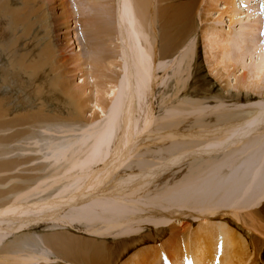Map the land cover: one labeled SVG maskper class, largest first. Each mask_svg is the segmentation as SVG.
I'll list each match as a JSON object with an SVG mask.
<instances>
[{
	"label": "rangeland",
	"instance_id": "rangeland-1",
	"mask_svg": "<svg viewBox=\"0 0 264 264\" xmlns=\"http://www.w3.org/2000/svg\"><path fill=\"white\" fill-rule=\"evenodd\" d=\"M59 1L47 18L54 44L47 45L51 28L42 11L36 22L23 9L20 25L12 20L0 29L6 42L18 31V46L24 29L42 37L32 56L39 65L26 68L36 77L11 71L1 55L0 84L23 92L38 112L12 116L0 96V264L45 256L50 261H30L82 264L84 251L105 264H195L205 243L222 262L233 240L242 256L233 253V264H264V0H166L183 3L178 23L190 30L156 60L153 89L140 59L131 61L135 86L129 83L132 67L121 55L118 30L94 39V24L79 22L105 4ZM133 25L129 38L137 48L129 52L137 58L143 37ZM90 47L99 50L103 69L91 67ZM61 56L66 64L58 69L53 61ZM73 89L84 92L80 117L72 115Z\"/></svg>",
	"mask_w": 264,
	"mask_h": 264
},
{
	"label": "bare ground",
	"instance_id": "bare-ground-1",
	"mask_svg": "<svg viewBox=\"0 0 264 264\" xmlns=\"http://www.w3.org/2000/svg\"><path fill=\"white\" fill-rule=\"evenodd\" d=\"M69 1V0H68ZM84 1V0H83ZM89 1H93V2H96V0H89ZM56 2L57 0H0V29H2L3 24H5L6 22H9V21H12L15 23L16 22V26L17 24H19L18 22H20V16H22L23 12L22 10L23 9H27L29 10V13H26V14H29V17L30 15H34V20L37 22V21H40L42 19L39 20V12L42 13L43 15V19L48 21V17L51 16V11L55 8V5H56ZM60 4H62V6H66L68 4V2H66V0H60L59 1ZM65 2V3H64ZM164 2H166V0H157V2L155 0H107V2H105V0H100V5L101 4H105L104 8H102V5L100 6L102 10H97V12H94V14H92V10H89L91 11L90 12V15H82L84 18H80L79 19V22L81 23L82 20H84V23L86 21V23L88 22V24H94V27H95V31H93V38L95 39V36H99L100 34L102 35H111L114 33V29H116L115 31L118 30V33L120 34V37H121V41L122 42V45H124L122 47V53L121 55H123L124 57L127 58V61H128V64L129 65V69L131 70V67L132 65H134L135 61L134 62H131L133 61L134 59H138V61L140 62L141 60V65L143 67V69H146L145 72H147V78H148V75H149V78L152 79L151 81V88L150 89H153L152 86L153 84L155 83V79H156V65L155 63L157 62L156 60L157 59H161L163 57H167L170 55V53L174 52V50H176V48H178V46L180 45L181 41H178L180 39H182L183 37L186 36V34L188 33V31L190 30L189 27L186 28V23L183 21L182 23H178V21L180 20V6L179 5H182L183 6V3H180L179 5H163ZM187 2V1H185ZM23 3V4H22ZM67 3V4H66ZM160 3V5H156ZM174 3V2H173ZM192 3V2H191ZM228 3V2H227ZM187 5V4H186ZM57 6V5H56ZM80 6V5H79ZM118 9H117V8ZM186 8H184V11H187L186 12V15L185 16H190V13L192 11V6L191 4L185 6ZM86 8V7H85ZM100 9V8H99ZM183 9V8H182ZM80 10V9H78ZM87 10V9H86ZM85 10V13L86 12ZM65 11V10H64ZM84 11V10H83ZM82 11V13H83ZM114 11V13H113ZM117 11V12H116ZM183 11V12H184ZM74 12V11H73ZM122 12H126L128 17L131 18L130 22H131V25L130 23L127 24V22L125 23V19L124 16H123V13ZM25 13V12H24ZM66 13H68L66 11ZM97 13V15H96ZM115 13H116V18L117 20L115 21ZM65 13H62V15L64 16ZM25 16V14H24ZM123 16V18H121ZM65 17H68V15L66 14ZM127 17V19H129ZM31 18L30 17V21H31ZM63 19V17H62ZM183 19V18H182ZM33 20V23L35 25L36 22H34ZM191 20V19H190ZM28 21V22H30ZM65 21V20H64ZM133 21V22H132ZM182 21V20H181ZM42 22V21H41ZM94 22V23H92ZM116 22V27L118 28H114V25L113 23ZM136 22V26H135V29L138 31V33H140V35L143 37L142 38V41H137V44L139 45L140 47V52L138 54L139 57H135L133 56L132 51H135L134 49L137 48V47H134L135 45H133L135 42H134V39L129 38L130 36V33L128 32V30L130 31L129 28H133L134 25L133 23ZM11 23V22H9ZM27 23V22H26ZM48 23H50V28L47 33H46V37L49 39V42L47 43V45H49L50 43L51 44H54V30H53V24L51 22L48 21ZM66 23V22H65ZM117 23H118V26H117ZM173 23V24H172ZM25 24V23H24ZM20 25V24H19ZM23 25V23H22ZM31 25V24H30ZM33 25V24H32ZM33 25V26H34ZM82 25V23H81ZM8 26V25H7ZM6 26V27H7ZM11 26V25H10ZM13 26V25H12ZM40 26H43V22L41 23ZM35 27V26H34ZM171 27H172V30H171ZM8 28V27H7ZM13 28V27H11ZM23 28V27H22ZM33 28V27H32ZM127 28V29H126ZM168 28V29H167ZM5 29V28H4ZM17 29V28H15ZM8 30V29H7ZM18 30V29H17ZM23 30V29H22ZM45 30V29H44ZM43 31V29H42ZM129 33H127V32ZM18 32V31H17ZM16 32V34H14V37L11 38L10 40H8L6 42V40L8 39V37L6 36V34H3L2 31H0V65L2 64V58H1V55L2 54H5L7 55L10 59L9 63L8 64H11L12 66L11 67H8L11 71H15L16 68H21L24 70L26 68H36L39 63L37 60H34V58H32V56L34 55L36 49L40 46L41 44V40H42V37H39L38 35H31V36H28V32H27V29H24L23 30V33H22V36L25 37V40L23 42H21V44H19L18 46V41L20 40V34L18 35ZM131 32V31H130ZM174 35H173V33ZM33 33V29H29V35ZM35 33V32H34ZM40 33V32H38ZM117 33V34H118ZM172 33V35H170ZM134 34H136V32H134ZM137 35V34H136ZM10 36V35H8ZM114 36V35H113ZM132 36V34H131ZM140 36V37H141ZM22 38V37H21ZM92 38V39H93ZM97 39L100 37H96ZM68 39V38H67ZM96 40H94L95 42ZM133 41V42H131ZM174 41V42H173ZM262 41V40H261ZM43 43V42H42ZM96 43V42H95ZM132 43V44H131ZM104 45V44H103ZM45 46V45H44ZM99 45H97L98 47ZM133 46L134 49L131 47ZM97 47H93L91 48V52H92V60L93 61V66H92V63H91V67L92 68H95V67H99L100 69L102 68V65L104 66V63L102 64L101 61L99 62V55H98V52L99 50H97ZM142 47V48H141ZM102 49V48H101ZM97 50V51H96ZM131 51V53L129 52ZM56 52V51H55ZM38 53H40V51H38ZM36 54V53H35ZM56 55V54H55ZM60 55V54H58ZM80 56V55H79ZM3 57V56H2ZM58 58H61V59H58ZM57 60L55 59V61H53L54 63L57 64L58 66V69L59 68H62L63 65L66 64V61L63 60L62 56L61 57H58ZM81 58V56H80ZM79 58V59H80ZM123 58V57H122ZM77 59V58H76ZM83 59V57L81 58ZM109 59V58H108ZM125 59V58H124ZM133 59V60H132ZM140 59V60H139ZM4 60V59H3ZM5 61V60H4ZM85 61V60H84ZM130 61V62H129ZM159 61V60H158ZM112 62V61H111ZM126 62V60H125ZM46 63V62H45ZM90 63V62H89ZM88 62H84L83 64L87 65L89 64ZM133 63V64H132ZM6 64V63H5ZM7 64V65H8ZM35 64V66H33ZM81 64V63H80ZM107 64V63H106ZM110 64V62H109ZM3 65V64H2ZM1 65V66H2ZM0 66V68H1ZM83 65L81 64V67ZM6 67V66H5ZM54 67V66H53ZM56 68V67H55ZM133 68L135 69V66L132 67V73H130V84L131 86H135L133 85V79L132 78V74L134 73L133 72ZM13 69V70H12ZM103 69V68H102ZM127 68V70H129ZM2 70V69H1ZM30 70V69H29ZM56 70V69H55ZM87 71V70H85ZM21 72V71H20ZM29 77L31 76H35L36 74L35 73H29L30 71H28V69H26L24 71ZM34 72V71H32ZM88 72V71H87ZM141 72V70H140ZM18 73V71H17ZM144 73V72H142ZM9 74V72L7 73V75ZM92 72L90 74L87 73V76H91ZM94 74V73H93ZM146 74V73H145ZM144 74V75H145ZM11 75V74H9ZM13 75V74H12ZM25 75V74H24ZM143 75V76H144ZM14 76V75H13ZM27 76V77H28ZM83 76V75H82ZM85 76V77H87ZM142 76V75H141ZM25 77V76H24ZM36 77V76H35ZM134 77V76H133ZM145 77V76H144ZM10 78H13L12 76H10ZM93 78V77H91ZM7 79V78H6ZM15 79V77L13 78ZM35 79V78H34ZM88 79V77H87ZM26 80V79H25ZM33 80V78H32ZM31 81V80H30ZM29 81V82H30ZM6 82V80H5ZM117 82V81H116ZM146 82V81H145ZM4 83V82H3ZM34 83H35V80H34ZM108 83L110 84V82H107L106 85H108ZM19 84V83H18ZM33 84V83H32ZM69 84V83H68ZM112 84V83H111ZM110 84V85H111ZM116 84V83H115ZM156 84V83H155ZM154 84V85H155ZM100 85V84H99ZM98 85V86H99ZM105 85V86H106ZM146 85V84H145ZM20 86V85H19ZM72 86V85H71ZM104 86V85H103ZM31 87V86H30ZM101 87V86H99ZM107 87V86H106ZM148 88H146V86L144 87V89L146 88V90L149 91V86H147ZM135 88V87H134ZM103 89V88H102ZM107 89V88H105ZM109 89V88H108ZM131 89V88H130ZM138 89V88H137ZM74 90V91H73ZM71 90V95H70V102H71V106H72V115L74 117H80L82 115V111H79L81 108H82V97L81 95L84 94V92L80 95L78 91H76V89H73ZM78 90V89H77ZM0 91H1V94L0 96H2V99L4 101L1 102V104L3 105V103L6 101V99L8 98H11L13 97V99H16L15 101H12V100H8L5 102L9 108L8 109H11L10 110V114L13 116H19L20 118H23V116L25 114H27L28 116H34V114H36L38 112V107L37 105H35L33 102L31 103H27L28 100H26L25 96H24V93L22 94L21 97H19V94L20 91L16 88H13L12 91H8V86L4 85V84H0ZM50 91V90H49ZM134 91V90H133ZM132 90L130 91L131 94L133 92ZM146 91L145 94L148 92ZM153 91V90H152ZM37 92V91H36ZM106 92V90H105ZM112 93L114 92V89L113 87L110 88V90H107L106 94L108 95L109 93ZM138 92V91H137ZM110 93V94H111ZM68 94V93H67ZM134 94V92H133ZM148 94H151V93H148ZM23 97V98H22ZM29 97V96H28ZM21 98V101H19ZM103 99V98H102ZM105 100V99H103ZM132 100V99H131ZM134 100H135V97H134ZM8 101H11V103H8ZM31 101V99H30ZM102 101V100H100ZM128 101V100H127ZM93 101H91L90 103H92ZM64 103V102H63ZM95 103V102H93ZM128 105H130V102L128 101ZM70 105V104H69ZM68 105V106H69ZM94 107L98 105V103H95L93 104ZM127 105V106H128ZM13 106V107H12ZM35 108H34V107ZM126 106V105H125ZM95 107V108H96ZM101 107V106H100ZM99 106L97 108H100ZM103 107V106H102ZM45 108V107H44ZM131 108V107H130ZM37 110V111H36ZM47 110V109H46ZM49 110V109H48ZM51 110V109H50ZM103 110V109H102ZM125 111V110H124ZM127 111V110H126ZM125 111V112H126ZM54 112L56 114H58V111H51V113ZM39 113H41L39 111ZM47 113V112H45ZM86 113V112H85ZM129 112H127V115ZM3 114V113H2ZM55 114V115H56ZM126 114V113H125ZM148 114V113H147ZM146 114V115H147ZM37 115V114H36ZM50 115H46V116H43V117H49ZM126 117V116H124ZM132 117V116H131ZM150 117V116H149ZM2 117H0L1 119ZM6 118V117H5ZM40 118V117H39ZM28 119V118H27ZM77 119V118H76ZM125 120H127L126 118H124ZM131 119V118H130ZM2 120V119H1ZM15 120V119H14ZM25 120V119H24ZM121 120V119H120ZM128 120H129V117H128ZM17 121V120H16ZM130 121V120H129ZM150 121V120H149ZM18 122V121H17ZM124 122V121H123ZM127 122V121H126ZM146 122V121H145ZM35 124V123H34ZM148 124V123H147ZM8 125V124H7ZM134 125V124H133ZM145 125V124H144ZM127 126V124H126ZM18 128V127H17ZM133 133V132H132ZM125 134V133H124ZM121 136V135H120ZM166 136V135H165ZM180 136V135H179ZM132 137V136H131ZM124 138V136H123ZM121 138V139H123ZM173 138V137H172ZM168 139V138H167ZM124 140V139H123ZM122 141V140H121ZM119 141V142H121ZM129 142V141H128ZM134 145V144H133ZM134 147V146H133ZM124 148V147H123ZM118 155V154H117ZM111 157V156H110ZM120 163V162H119ZM82 167V166H81ZM96 173V172H95ZM100 174V173H99ZM104 174H107V173H104ZM104 174H101V175H104ZM92 175V174H91ZM95 175V174H94ZM99 175V176H101ZM85 176V175H84ZM93 176V175H92ZM102 177V176H101ZM91 178V177H90ZM89 178V179H90ZM97 178V177H95ZM105 178V177H104ZM103 179V177L101 178ZM86 180V179H85ZM91 180V179H90ZM96 180V179H95ZM92 182V181H91ZM96 182H99L98 181V178H97V181ZM86 183V181H85ZM84 183V185H85ZM88 184V183H87ZM82 185V184H81ZM80 186V185H79ZM42 187V186H41ZM86 187V185H85ZM90 188V187H89ZM40 189V188H39ZM88 190V189H87ZM81 194V193H80ZM11 206V205H10ZM16 208V207H15ZM33 208V207H32ZM1 209V208H0ZM4 209V208H3ZM156 209V208H155ZM56 210V209H55ZM15 212V211H14ZM1 213V212H0ZM25 214V213H24ZM238 214V213H237ZM234 215V214H232ZM22 216V215H21ZM239 216V215H238ZM220 217V216H219ZM36 220V219H35ZM15 221V220H14ZM255 224V223H254ZM259 225V224H258ZM14 226V225H13ZM20 227V226H19ZM209 227V226H208ZM210 228V227H209ZM201 229L202 230H206L205 232H203L202 234L204 235V237H208L210 238L212 236V234L210 233V230L211 229H207V226L204 227L203 225L201 226ZM229 230V229H228ZM200 232V231H199ZM228 232V231H227ZM200 234V233H199ZM194 235V234H193ZM228 235L230 237V232H228ZM195 236H199L198 235V231H197V235L195 234ZM201 236V235H200ZM195 237V239H196ZM56 238V237H55ZM212 238V237H211ZM214 238V237H213ZM176 240V239H175ZM197 240V239H196ZM232 240V239H231ZM45 241V240H44ZM48 241H52V240H48ZM57 241V240H56ZM55 241V245L57 247H53L54 249L56 248H60L59 244H57ZM195 241V240H194ZM201 241V240H200ZM64 242V241H63ZM202 242V241H201ZM196 243V242H195ZM198 243V242H197ZM196 243V244H197ZM233 250L230 251L231 252V255H228L230 257L229 260H222V262H219L216 260V257H214L212 251L214 250L212 247H209V246H212L213 244L211 243H205L203 245V247L199 246V248H197V251H195V255L198 254L200 256H198L199 258V261L195 264H229V263H232L233 264V260L234 257L232 256V254L234 253L235 256L238 255V252L236 250L237 248V245L239 246V244L233 240ZM51 244V242H50ZM215 244V242H214ZM54 245V244H53ZM169 245V244H168ZM63 248L65 249V252H63L62 250V253H67V248L68 246L65 247V244L62 245ZM180 246V245H179ZM71 247V246H70ZM181 247V246H180ZM179 247V248H180ZM188 247V246H187ZM197 247V245H196ZM175 248V247H174ZM68 249H70L68 247ZM213 249V250H212ZM74 250H77V249H74L73 248V251ZM80 250V249H78ZM77 250V251H78ZM174 250V249H173ZM67 251V252H66ZM175 251V250H174ZM76 252V251H75ZM172 252V251H171ZM178 252V251H177ZM183 252V251H181ZM181 252H178V253H181ZM242 252V251H241ZM70 253H73L70 251ZM85 253V256H86V253H87V257L85 256H82V264H84V262L86 264H105L103 261H101L100 259L97 258V254L96 253H89L87 251H84ZM177 253V254H178ZM185 253V252H184ZM74 254V253H73ZM80 254V252H79ZM78 254V256H80ZM186 254V253H185ZM188 254V253H187ZM3 255V254H2ZM75 255V254H74ZM173 255V254H172ZM179 255V254H178ZM240 255V254H239ZM239 255L237 257H239ZM9 256V255H8ZM33 256V255H31ZM77 256V257H78ZM142 258H144V255H141ZM183 256V254H182ZM182 256H175L176 258L178 257H182ZM246 256V255H244ZM259 256V255H258ZM49 257V256H48ZM187 256H185L186 258ZM228 257V258H229ZM242 257V256H240ZM239 257V258H240ZM9 259H11V256L7 257ZM79 258V257H78ZM77 258V259H78ZM244 258V257H243ZM5 259V257H4ZM53 259V258H52ZM81 258H79L80 260ZM197 259V260H198ZM219 259V258H218ZM225 259V258H224ZM30 260H33L34 262H39L41 260L43 261H50V259H48L46 256L43 257V258H34V259H30L28 258L27 260L24 261V263L22 264H33L34 262L31 263ZM220 260V259H219ZM244 260V259H243ZM13 261V260H12ZM11 260L9 262H12ZM30 261V262H29ZM143 261L145 262V259H143ZM142 261L141 264H144ZM156 261V260H155ZM221 261V260H220ZM230 261V262H229ZM136 264L138 263L135 262ZM133 262V264H135ZM148 263V262H147ZM241 263V262H239ZM6 264H9V263H6ZM21 264V263H20ZM140 264V263H139ZM146 264V263H145ZM151 264V263H150ZM153 264V263H152Z\"/></svg>",
	"mask_w": 264,
	"mask_h": 264
}]
</instances>
